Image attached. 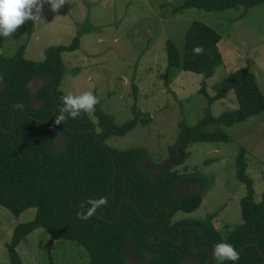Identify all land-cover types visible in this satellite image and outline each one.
Instances as JSON below:
<instances>
[{
	"label": "trees",
	"instance_id": "trees-1",
	"mask_svg": "<svg viewBox=\"0 0 264 264\" xmlns=\"http://www.w3.org/2000/svg\"><path fill=\"white\" fill-rule=\"evenodd\" d=\"M264 4V0H184L182 8H196L208 12H220L243 6L247 9ZM80 35L70 45L51 46L45 51V59L31 61L24 57L23 45L12 57L0 54V73L5 81V90L0 93V206L9 210L15 217L29 209H36L34 220L20 224L15 233L9 252L12 264H21L16 246L23 238L37 229H44L53 240H67L81 245L88 253L91 264H125L122 256L125 237L129 240L133 254L144 261L142 250L157 253L159 258L151 264H180L191 255L192 232L198 248L206 246L211 251L218 242L232 244L240 249L248 244H257L262 253L248 245L238 264H262L264 261V194L261 201L255 200L252 178L247 174L248 163L246 149H241L236 157L238 180L247 188V194L241 200L242 224L238 225L226 237L214 226L217 214L209 215L203 221L184 219L178 223L166 224L167 212L170 216L182 212H195L202 204L200 193H189L174 203L173 194L178 189L179 180L184 176L178 170H170L159 180H153L143 163L149 161L144 148L117 150L106 147L112 135L123 137L138 125V118L115 124L114 118L95 107V117L82 114L77 119H66L59 127L67 134V144L58 151L51 144L50 134L54 124L48 120L53 110L62 105V80L66 73L62 54L73 52L80 46ZM222 36L212 27L194 21L188 27L184 41V53L181 56L176 45L167 41L168 70L182 67L186 72L211 77L215 69L222 65L223 56L219 49ZM6 38L0 36V48ZM202 46L200 55L193 52L194 47ZM39 75H48L46 95H41L45 103L42 109L31 107L28 83ZM208 98L209 105L226 99L233 93L237 108L224 111L215 117L208 109L206 115L194 126L180 123L181 131L175 146L169 148L171 155L180 147L187 150L196 143L229 142V135L220 127L212 131L210 125L233 127L250 117L264 112V94L255 74L248 68L231 73L215 87V95ZM134 96L138 100V90L134 86ZM15 120L13 114L16 105ZM59 109L56 115L59 114ZM138 116L136 106L133 108ZM54 116V118H55ZM107 126L110 127L108 132ZM88 130H93L90 132ZM45 138L48 142L45 143ZM151 163V162H150ZM157 168V165H153ZM116 172V176H115ZM198 180L203 177L196 175ZM114 179L116 182L114 183ZM207 188L208 182L203 183ZM105 199L107 204L98 208L88 220L77 218L80 205L90 199ZM120 212L119 206L123 200ZM187 224L190 230H184V244H176L180 239V226ZM164 227V229H162ZM156 235L155 242L151 241ZM203 253H206L203 251ZM205 264L206 261H204ZM226 260L223 264H233Z\"/></svg>",
	"mask_w": 264,
	"mask_h": 264
},
{
	"label": "rangeland",
	"instance_id": "rangeland-1",
	"mask_svg": "<svg viewBox=\"0 0 264 264\" xmlns=\"http://www.w3.org/2000/svg\"><path fill=\"white\" fill-rule=\"evenodd\" d=\"M184 0H68L59 12L46 4L42 21L31 20L7 37L0 48L4 57H12L25 47L24 57L45 59L51 46H67L80 37V46L62 54L66 73L61 90L80 94L91 90L100 100V110L114 118L118 126L136 117L138 125L127 135H112L105 144L113 149H146L150 160L162 164L169 148L176 145L180 123L196 125L208 109L217 117L237 108L231 93L226 99L209 105L202 90L213 97L215 87L231 73L248 68L256 76L264 94V4L247 9L238 6L220 12L182 8ZM60 19H55L56 16ZM198 21L221 36L219 49L223 63L207 78L186 72L182 67L168 70L167 41L173 42L181 56L188 27ZM138 90V100L134 96ZM134 106L138 116L134 113ZM96 108V107H95ZM95 124V109L90 114ZM225 131L229 142L196 143L187 149L186 174L200 173L208 179L202 204L193 213H178L173 221L203 220L217 214L214 226L226 237L242 224L241 200L246 186L236 174V157L241 149L248 155L247 174L252 178L255 200L264 194V112L233 127L210 125ZM108 132L110 127L107 126ZM187 168L184 169V168ZM36 209L15 217L0 206V264H12L9 252L15 228L34 220ZM44 229H37L15 248L21 264H91L88 253L79 244L54 240Z\"/></svg>",
	"mask_w": 264,
	"mask_h": 264
},
{
	"label": "clouds",
	"instance_id": "clouds-1",
	"mask_svg": "<svg viewBox=\"0 0 264 264\" xmlns=\"http://www.w3.org/2000/svg\"><path fill=\"white\" fill-rule=\"evenodd\" d=\"M68 3V0H0V36L4 38L12 36L18 28L31 20L34 24L41 22L42 13L46 4L50 5L53 13L59 12L62 6ZM57 15L55 19H60ZM202 46H196L193 52L196 55L202 54ZM62 107L59 114L55 116L53 124L60 126L69 117L77 119L82 114H91L95 106L100 103L99 98L91 91L85 90L80 94H74L69 91L61 97ZM85 204L80 205L81 210L77 212V218L88 220L95 215L98 208L107 204L103 197L99 199H90ZM213 258L217 264H223L224 261H238L239 253L235 247L227 242H218L213 246Z\"/></svg>",
	"mask_w": 264,
	"mask_h": 264
},
{
	"label": "water",
	"instance_id": "water-1",
	"mask_svg": "<svg viewBox=\"0 0 264 264\" xmlns=\"http://www.w3.org/2000/svg\"><path fill=\"white\" fill-rule=\"evenodd\" d=\"M48 79H49L48 77H44V76L37 77L35 79H32L27 84L29 89H30V92H31V106L33 108L37 109V110L38 109L39 110L42 109V106H43V101L38 98L39 89L43 85L48 84ZM5 87H6L5 81L1 78V75H0V93H2L5 90ZM19 107H21L20 104L16 105V107L14 109V114H13V118H12L13 122L15 120V114H16L17 108H19ZM55 112H56V109L53 111V114L50 117V119L45 120V121H51L53 116H54V114H55ZM88 131L93 132V130H88ZM52 139L54 140V146L56 147V149L58 151H63L65 149L66 143H67V136L65 134H62L59 129H57V131L52 135ZM45 143H47V139L45 140ZM102 143L107 147L105 142L102 141ZM184 155L185 154H184L183 150H180L178 157H170L158 169L153 168L151 166L150 161H145L142 166H143V168L146 169L147 173L149 174V176L153 180H159L166 173H168L171 170L172 167L181 165L183 163V160H184L183 159ZM115 176H116V172H115ZM115 182H116V179H114V183ZM113 194H114V190H113V193L111 195H109V196H113ZM179 194L180 193H177V194L173 195L174 203L177 202ZM106 197L107 196H104L103 198H106ZM124 201H126V200L124 199L121 202V204L119 206V209L117 211V215L119 214L121 206L123 205ZM164 210H166V212H167V216H166V223H167L169 218H170V209L169 208H164ZM129 235H130V232L125 237V246H124L123 253H122L123 258L125 259V264H151L155 259L160 257V255L157 254V253H153V252H149V251H146V250H142V253L145 256V260L141 261L132 252V245H131V242L129 240ZM155 238H156V235H152L151 241L155 242ZM53 243H54V240L52 239L50 248H52V244ZM181 243H182V241L177 242L178 245L181 244ZM248 245H254L262 253L260 247L257 244H253L252 243V244H248ZM248 245H245V246H243L240 249V251H239V259H238V261H235L233 264H238L239 263V261L241 259V255H242L244 249ZM194 251H196L195 247H194ZM263 258H264V255H263ZM207 263L208 264H212L211 263V258H209ZM180 264H204V263L202 261H200V260L195 259V258L188 257V258L183 259ZM262 264H264V261H263Z\"/></svg>",
	"mask_w": 264,
	"mask_h": 264
},
{
	"label": "flooded vegetation",
	"instance_id": "flooded-vegetation-1",
	"mask_svg": "<svg viewBox=\"0 0 264 264\" xmlns=\"http://www.w3.org/2000/svg\"><path fill=\"white\" fill-rule=\"evenodd\" d=\"M0 75H1V73H0ZM38 77H42V75H39ZM44 77H48V75H44ZM1 78H2V75H1ZM3 79V78H2ZM48 81H49V79H48ZM48 84H46V85H43L40 89H39V92H38V98L39 99H41L42 101H43V106H44V103H45V101H44V99L43 98H41V95H46V92H45V89L47 88V90H51V89H48ZM30 101H31V92H30ZM43 106H42V108H43ZM32 107V106H31ZM60 107H62V105H58L55 109H56V111H57V109L58 108H60ZM33 108V107H32ZM34 110H37V109H35V108H33ZM54 109V110H55ZM39 110V109H38ZM53 110V111H54ZM52 114H53V112H52ZM55 114H56V112H55ZM55 114H54V116H55ZM54 116H53V118H52V120L54 119ZM50 119V118H49ZM51 120V121H52ZM63 124H65V122H63ZM57 129H59L60 131H61V133L62 134H65L66 136H67V134L65 133V132H63L62 130H61V128L59 127V126H55L54 125V131L50 134V136H49V139H51V144H49L48 146H53L54 148H56L55 146H54V140L52 139V135L57 131ZM47 139V142H48V138H45V140ZM67 144V143H66ZM180 150H183V149H181L180 147H178L177 148V150H176V154L175 155H171L170 153H169V155H168V159L170 158V157H178L179 156V152H180ZM183 152H184V160H183V163L185 162V159H186V156H187V150H183ZM153 165H157V168L156 169H158L162 164H155V163H153L151 160H149ZM181 164V165H178V166H174V167H172L171 168V170L173 169V170H177V169H179V168H182V167H184L183 165L184 164ZM184 169H186L187 170V168L185 167ZM179 174L180 175H182V176H184V178L183 179H181V180H179V182H178V189L176 190V192L174 193V194H177V193H180L179 194V197H178V200H180L183 196H185L186 194H189V193H200L202 196H203V191H205L207 188H208V186H207V188L203 185V183L205 182V183H207L208 182V179L205 177V176H203L202 174H201V176L203 177L201 180H198L197 178H196V175H198V174H200V173H193V174H186V173H182V172H179ZM173 194V195H174ZM105 196H109V195H105ZM177 200V201H178ZM182 213V212H181ZM186 214V213H185ZM208 217V216H207ZM174 218V217H173ZM173 218H171V216H170V218H169V220H168V222L167 223H169L170 222V220H171V224L173 225V224H175V223H178L179 221H181V220H177V221H173ZM206 219V218H205ZM205 219H203V220H205ZM182 220H184V219H182ZM191 220H195V219H191ZM203 220H199V219H196L195 221H203ZM166 223V224H167ZM162 229H164V227L162 228ZM185 229H187V230H190V227L187 225V224H182L181 226H180V239L178 240V242L179 241H182V243L181 244H179V246H181V245H183L184 244V230ZM191 231V230H190ZM192 236H193V239H192V247H191V251H192V254L191 255H187L185 258H188V257H192V258H195V259H197V260H200V261H202L203 263H204V261H206V263L208 262V260H209V258H211V251L206 247V246H202V247H200V248H198L197 246H196V240H195V235H194V233L192 232ZM176 244H177V242H176ZM178 245V244H177ZM194 247H195V250L196 251H194ZM203 251H205L206 253H203ZM184 258V259H185ZM142 261V260H141ZM205 264V263H204Z\"/></svg>",
	"mask_w": 264,
	"mask_h": 264
}]
</instances>
